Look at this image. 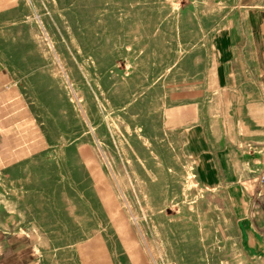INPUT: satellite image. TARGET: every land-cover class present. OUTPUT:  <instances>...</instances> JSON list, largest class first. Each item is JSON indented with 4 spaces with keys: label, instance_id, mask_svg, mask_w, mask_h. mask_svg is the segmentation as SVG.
I'll return each mask as SVG.
<instances>
[{
    "label": "rangeland",
    "instance_id": "rangeland-1",
    "mask_svg": "<svg viewBox=\"0 0 264 264\" xmlns=\"http://www.w3.org/2000/svg\"><path fill=\"white\" fill-rule=\"evenodd\" d=\"M238 1L0 0V203L38 264H89L96 236L110 264H228V203L167 118L218 115L212 40Z\"/></svg>",
    "mask_w": 264,
    "mask_h": 264
},
{
    "label": "crops",
    "instance_id": "crops-1",
    "mask_svg": "<svg viewBox=\"0 0 264 264\" xmlns=\"http://www.w3.org/2000/svg\"><path fill=\"white\" fill-rule=\"evenodd\" d=\"M232 9L212 40L207 77L210 89L219 93L218 115L213 119L201 106L187 107L168 117L167 125L180 133L196 183L228 203L237 240L228 264H264V185L254 164L258 156L245 153L264 145V0H240ZM81 252L89 264L97 257L99 264H110L98 236ZM0 264H38L32 236L16 230L1 203Z\"/></svg>",
    "mask_w": 264,
    "mask_h": 264
},
{
    "label": "built area",
    "instance_id": "built-area-1",
    "mask_svg": "<svg viewBox=\"0 0 264 264\" xmlns=\"http://www.w3.org/2000/svg\"><path fill=\"white\" fill-rule=\"evenodd\" d=\"M246 154L258 156L257 161L254 163L258 166V180L261 185H264V145L253 146L246 149Z\"/></svg>",
    "mask_w": 264,
    "mask_h": 264
}]
</instances>
